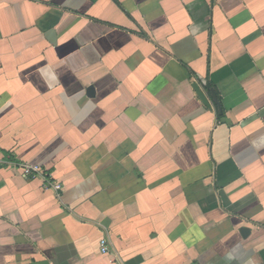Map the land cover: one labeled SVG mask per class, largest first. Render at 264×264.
<instances>
[{
  "label": "crops",
  "instance_id": "crops-1",
  "mask_svg": "<svg viewBox=\"0 0 264 264\" xmlns=\"http://www.w3.org/2000/svg\"><path fill=\"white\" fill-rule=\"evenodd\" d=\"M0 264H264V0H0Z\"/></svg>",
  "mask_w": 264,
  "mask_h": 264
},
{
  "label": "built area",
  "instance_id": "built-area-1",
  "mask_svg": "<svg viewBox=\"0 0 264 264\" xmlns=\"http://www.w3.org/2000/svg\"><path fill=\"white\" fill-rule=\"evenodd\" d=\"M20 167L25 177H29V178H39L40 177L41 179L44 180L45 184L49 186L50 188L56 191L60 190V185L54 180L51 181L50 175H48L45 172V170H43L40 166L30 165V164H21ZM99 245H100L101 254H106L107 253V241L105 239H101L99 242Z\"/></svg>",
  "mask_w": 264,
  "mask_h": 264
}]
</instances>
